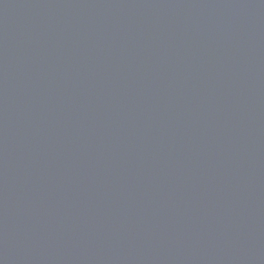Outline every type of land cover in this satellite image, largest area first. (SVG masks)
<instances>
[{"label":"water","instance_id":"water-1","mask_svg":"<svg viewBox=\"0 0 264 264\" xmlns=\"http://www.w3.org/2000/svg\"><path fill=\"white\" fill-rule=\"evenodd\" d=\"M0 264H264V0H0Z\"/></svg>","mask_w":264,"mask_h":264}]
</instances>
